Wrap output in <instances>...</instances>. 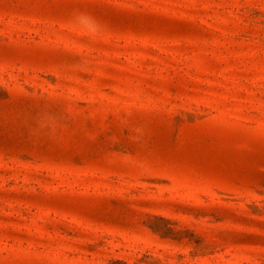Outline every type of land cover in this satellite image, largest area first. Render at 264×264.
<instances>
[{
    "label": "rangeland",
    "instance_id": "obj_1",
    "mask_svg": "<svg viewBox=\"0 0 264 264\" xmlns=\"http://www.w3.org/2000/svg\"><path fill=\"white\" fill-rule=\"evenodd\" d=\"M0 264H264V0H0Z\"/></svg>",
    "mask_w": 264,
    "mask_h": 264
},
{
    "label": "clouds",
    "instance_id": "obj_2",
    "mask_svg": "<svg viewBox=\"0 0 264 264\" xmlns=\"http://www.w3.org/2000/svg\"><path fill=\"white\" fill-rule=\"evenodd\" d=\"M76 18L80 24L86 27L87 31L94 36L102 35L107 27L101 21L85 13H78Z\"/></svg>",
    "mask_w": 264,
    "mask_h": 264
}]
</instances>
